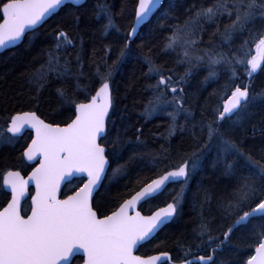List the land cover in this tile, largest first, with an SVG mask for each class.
<instances>
[{"label":"snow or ice","instance_id":"1","mask_svg":"<svg viewBox=\"0 0 264 264\" xmlns=\"http://www.w3.org/2000/svg\"><path fill=\"white\" fill-rule=\"evenodd\" d=\"M66 2L80 4L81 0H0V48L21 41L29 30L41 25ZM162 6V0H137L131 29L121 34L116 21L120 13H113L106 0H97L94 16L97 21H103L101 30L106 36H114V43L104 45L100 57L93 50L88 60L89 67L95 66L94 76L99 78L94 94L86 96V102L69 101L75 108L74 118L63 127L47 124L31 111L10 116L7 132L13 137L25 126L34 129L35 136L23 157L27 161L38 158L39 164L27 179L20 171L9 170L3 175V187L10 189L11 199L0 209V264H64L77 250L83 251L84 264H159L162 258L170 260L167 252L138 256L134 250L179 215L183 189L173 202L151 215L144 216L139 211L131 215L130 210L134 211L139 202L153 198L169 182L182 180L187 187L194 174L203 170L205 160L212 153L215 154L212 167L222 168L224 175L235 180L231 191L221 195L218 201L224 216L235 219L227 224L226 230L224 225L213 229L210 221L202 219L194 230L193 239L180 245L186 249L180 264H264V224L253 226L254 231L259 229L255 233L259 242L255 254L248 256L246 261L225 259L221 255L229 252L238 256L239 249L229 244L232 235L247 228L257 216L264 220V148L258 156L253 155V149L246 147L248 129L245 127L250 109L257 102L264 106V90L254 93L251 85L253 74L264 70V0H210L207 6L193 5L186 10L187 19L183 24L171 26V35L165 38V51L176 53L177 63L187 65L176 78L174 74L165 75L150 55H144L148 65L145 77L156 78L155 83L146 85L152 96L144 105V115L163 112L170 119L169 136L187 133L192 140V151L182 154L178 163L167 166L171 170H164L150 182L138 179L136 186H143L110 214L101 216L92 206L94 194L104 186L112 160L120 161L128 147L134 149L128 160L112 168L110 183L127 176L129 163L137 156L141 159L145 156L138 151L141 146H146L139 128L135 129V145L124 138L126 131L121 133L119 130L108 147L98 140L106 137L109 123H115L110 118V109L115 106L112 74L132 55L131 44L138 36V26ZM177 6V0H169L171 9ZM164 15L168 16V13ZM224 19L228 23L221 30L218 21ZM212 24H216L212 36H219L220 44L216 45L210 39L209 47L198 48L202 40L195 37L205 26ZM245 34L246 38L232 47L235 40ZM54 38L55 44L48 51L47 60L26 74L30 83L37 85V92L45 86L50 74L64 77L71 73V61L63 58L61 63L59 53L75 44L68 32L59 26L54 29ZM117 45L119 52L109 64ZM249 45H254L255 55H251ZM75 63L79 81L84 75V59L79 53ZM201 65L208 70L205 81L218 79L222 72L227 79L222 88L208 98H216L215 107H210L206 101L197 120L193 108L185 104V88L181 85L187 84ZM102 66L106 71L101 72ZM240 68L245 70L249 83H235ZM77 90L87 91L88 86L77 83ZM56 91L61 97L68 95L64 88ZM169 108L171 111H166ZM181 116L183 123L179 119ZM251 130L255 135L257 126L253 124ZM259 132L264 137V127H260ZM11 138L0 134V144ZM161 151L163 155L159 159L167 160L168 150L162 147ZM157 160V156H152L153 167ZM75 174H86L83 185L64 199L58 198L61 181ZM32 182L35 183V194L31 196V210L22 214V199ZM197 252L204 254L197 255Z\"/></svg>","mask_w":264,"mask_h":264},{"label":"trees","instance_id":"2","mask_svg":"<svg viewBox=\"0 0 264 264\" xmlns=\"http://www.w3.org/2000/svg\"><path fill=\"white\" fill-rule=\"evenodd\" d=\"M106 2L110 5L113 13H120L116 16V21L121 27V34L130 30L137 0H106ZM209 2L210 0H177L178 6L171 9L169 0H164L163 6L146 24L140 27L137 38L131 44L132 55L120 65L118 70L113 72L111 80L115 106L110 110V118L115 123H109V131L106 137L101 139V144L106 147L111 145L112 138L119 130L121 133L126 131L124 138L131 140L135 145V129L139 128L142 130L141 139L145 141L146 146H141L138 149L145 153L143 159L137 156L129 163L128 175L110 183L112 168H115L117 163H124L128 160L134 149L128 147L123 152V158L120 161H111V167L103 182L104 186L94 194L92 202L93 208L99 215L111 212L120 202L142 186V184L136 186L138 179H142L146 183L160 172L168 169V165L178 163L182 154L192 151V140L187 133L182 135L177 132L175 135L169 136L170 119L163 112L148 117L144 115V105L152 96V92L146 89V85L155 83L156 78L149 80L145 77L148 65L144 62L143 57L150 55L154 63L163 68L165 75L174 74V78H176L182 74L185 69L181 73L180 69L184 64L177 63L176 53L165 51V38L171 35V26L183 24L187 19L186 10L192 8L193 5L196 7L207 6ZM96 4L97 0H86L79 6L65 4L41 26L27 33L19 45L0 53V132L5 133V126L11 115L23 111H35L42 119L52 124H66L70 118L74 117V105L69 101L74 99L76 102H85L86 96L90 97L94 94L95 88L99 86V78L94 76L95 66L89 67L88 60L92 56L93 50H95L96 56L100 57L103 55L104 45L114 43V36H106L102 32L100 25L103 21H97L94 16ZM192 10L195 11L194 8ZM166 12L168 16L164 15ZM218 23L222 30L228 20L224 19ZM58 26L68 32L75 44V47H67L59 53L62 57L61 63L64 62L63 58L71 61V73L64 77H58L55 73L50 74L45 86L37 92V85L30 83L26 74L31 73L33 69L38 68L47 60V53L53 49L55 44L54 29ZM215 30L216 24H212L205 26L202 33L198 32L195 38L202 40L198 44V48L209 47L210 39L214 44L219 41V36H212ZM246 35L238 37L232 47L239 45ZM120 43L122 45L123 42ZM142 44L144 47H138ZM251 46L249 45V47ZM149 50L151 51L149 52ZM225 50L227 49L225 48ZM118 52L119 45L114 47L108 60L109 64L116 59ZM77 53L84 59V75L79 78V81L76 78L75 56ZM104 71L106 69L102 66L101 72ZM207 71V68L202 65V69L194 71L187 84L181 85L185 88V104L193 108L197 120L200 119L201 106L206 101L210 107H215L216 98L214 96L211 99L208 98L214 91L221 89L227 79V76L222 72L218 79L205 81L204 77L207 75ZM237 75L239 78L235 83L246 84L247 77L243 68L238 71ZM77 83L88 86V90L78 91ZM251 85L254 93L264 90V70H258L253 75ZM58 88L66 89L67 97L59 96L56 91ZM250 113L248 123L245 125L248 129L246 147L252 148L253 155L258 156L260 149L264 148V137L259 132V128L264 127V124L261 123L264 121V106L257 102L250 109ZM179 119L183 123V116ZM253 124L258 129L255 135L251 130ZM30 135V132H25L22 136L14 138L10 144L3 143L0 146V206L5 203L8 197L1 182L3 172L6 169H15L20 172L28 169L22 152ZM162 147L169 152L167 160L159 159L163 155ZM109 151H111L110 148ZM149 153L151 155H148ZM214 155L212 153L207 157L203 170L194 174L187 187L183 183L171 184L140 205V211L147 214L172 200L171 192L174 189H183L179 215L158 231L152 239L139 247L140 255L167 251L171 254L172 263L164 264H180L186 250L180 245L181 243L186 245L193 239L194 230L197 229L202 219L210 221L213 229L224 225V230H226L227 224L235 219V217L226 218L218 202L221 195L231 191L235 180L224 175L222 168L212 167ZM152 156L158 157L155 167H153ZM81 182L82 180L75 179L70 186L76 188ZM205 193L208 196L207 200H205ZM244 210L247 211L248 208ZM260 224H264V220L257 216L247 228H241L232 235L229 244L239 249L238 256L234 257L229 252L221 255L225 259L246 261L259 242L258 236L255 234L259 229L256 228L254 231L253 226ZM201 253L203 254V252ZM71 264H76V258Z\"/></svg>","mask_w":264,"mask_h":264},{"label":"water","instance_id":"3","mask_svg":"<svg viewBox=\"0 0 264 264\" xmlns=\"http://www.w3.org/2000/svg\"><path fill=\"white\" fill-rule=\"evenodd\" d=\"M86 0H81V3L80 4H73V3H71V2H66L65 4H71V5H75V6H79V5H81L82 3H84ZM162 2H163V0H162ZM65 4H63L62 6H64ZM61 6V7H62ZM58 11V9L56 10V12ZM155 11H157V9L155 10ZM154 11V12H155ZM55 12V13H56ZM153 12V13H154ZM55 13H53V14H55ZM152 13V14H153ZM52 14V15H53ZM152 14L143 22V23H141L139 26H138V30H139V28L152 16ZM51 15V16H52ZM50 17V16H49ZM48 17V18H49ZM48 18H46V20L48 19ZM45 20V21H46ZM134 20H135V18H134ZM37 27H39V26H37ZM36 27V28H37ZM30 31H32V30H29L28 32H30ZM27 32V33H28ZM24 38V37H23ZM23 38H22V40H23ZM21 40V41H22ZM21 41H18V42H16L15 44H10L9 46H7V47H5V48H0V53H2L3 51H5V50H7V49H9V48H12V47H15L16 45H18V44H20L21 43ZM86 102V101H85ZM26 112H29V111H26ZM31 112H35V111H31ZM74 112H75V108H74ZM36 113V112H35ZM16 114V113H15ZM15 114H13V115H15ZM36 115H37V113H36ZM38 116V115H37ZM40 119H42L40 116H38ZM74 118V117H73ZM42 120H44V119H42ZM9 122V121H8ZM44 122L45 123H47V124H52V123H49V122H46L45 120H44ZM70 122V121H69ZM53 125H57V124H53ZM59 126H61V127H63V126H65V124H63V125H60V124H58ZM7 127H8V123H7ZM7 127H6V129H5V131L7 132ZM26 131H30L31 132V139H30V141H29V143L27 144V146L23 149V152H22V155H23V153H24V151H25V149L28 147V145L31 143V141H32V139H33V137L35 136V131H34V129H32L30 126H25V128L22 130V132L21 133H19V134H17L16 136H21L23 133H25ZM8 133V132H7ZM8 134H10L11 136H12V134L11 133H8ZM101 140V139H100ZM100 140H98V142L100 143ZM23 159L25 160V162H27V163H29V164H33V163H35V166L33 167V168H35V167H37V165L39 164V159L37 158L36 160H34V161H27L26 160V158H24L23 157ZM32 168V169H33ZM32 169L28 172V173H26L25 175H23L22 173H21V175L25 178V179H27L28 178V176H29V174L31 173V171H32ZM9 171V170H8ZM11 171H18V170H11ZM4 175V174H3ZM3 175H2V186H3ZM74 178H84V181L82 182V184L79 186V187H81L82 185H83V183L85 182V180H86V174H75V175H72V176H68V177H66L64 180H62L61 181V185H60V190H59V192H58V198H60V193H61V191H62V188H63V186L66 184V183H68L69 181H71L72 179H74ZM157 178V177H156ZM155 179V178H154ZM151 181V180H150ZM150 181H148V182H150ZM178 181H180V180H178ZM176 182V181H175ZM169 183H173V182H169ZM169 183H167V184H169ZM166 184V185H167ZM78 187V188H79ZM142 187V186H141ZM166 186H164L163 188H162V190L165 188ZM3 189H4V187H3ZM5 190V189H4ZM30 190H32V194L30 195V197H29V201H30V206H31V196L32 195H34L35 194V183L34 182H32V183H30L29 184V186H28V191H27V193L25 194V196H24V198L22 199V203H23V201L28 197V195H29V191ZM76 190V189H75ZM74 190V191H75ZM139 190V189H138ZM138 190H136V191H138ZM161 190V191H162ZM8 194H9V198H8V200L9 199H11V191H10V189H8V190H5ZM73 191V192H74ZM160 191V192H161ZM159 192V193H160ZM72 194V193H71ZM135 194V192L132 194V195H134ZM155 195H157V194H155ZM154 195V196H155ZM131 198V196H129L128 198H126V199H130ZM125 200V199H124ZM145 201V200H144ZM144 201H141V202H139L138 204H137V206H136V208H135V210L133 211V210H130V213L129 214H131V215H134L135 214V211H139L140 213H141V215H144V216H148V215H151L152 214V212H154V211H156L157 209H155V210H153L152 212H150L149 214H143L140 210H139V206L141 205V203H143ZM8 202V201H7ZM7 202H6V204H7ZM92 202H93V200H92ZM121 203H123V201L122 202H120V204ZM170 203V202H169ZM6 204L4 205V206H6ZM119 204V205H120ZM119 205L116 207V208H118L119 207ZM167 205V204H166ZM166 205H162V206H160L159 208H162V207H165ZM3 206V207H4ZM93 206V205H92ZM2 207V208H3ZM2 208H0V209H2ZM30 210H31V208H30ZM30 210H29V212L28 213H30ZM95 210V209H94ZM115 210V209H114ZM110 214V213H109ZM170 222V221H169ZM169 222H167V223H169ZM166 223V224H167ZM165 224V225H166ZM165 225H163L158 231H160ZM158 231L154 234V236L158 233ZM144 243H146V242H144ZM144 243H142V244H144ZM141 244V245H142ZM139 246L140 245H138L137 246V248L134 250V254L135 255H138V256H142V255H139V254H137V250H138V248H139ZM160 253H162V252H159V253H153V254H150V255H147V256H151V255H159ZM253 254H255V249H254V251H253V253H252V255ZM74 256H81L82 257V259H83V262L81 263V264H84V254H83V251L82 250H77V251H74L71 255H70V257L68 258V260L66 261V262H64V264H69L70 263V261H71V259L74 257ZM170 256V255H169ZM167 260H169L168 258H162V260L159 262V264H161V263H163V262H165V261H167Z\"/></svg>","mask_w":264,"mask_h":264},{"label":"bare ground","instance_id":"4","mask_svg":"<svg viewBox=\"0 0 264 264\" xmlns=\"http://www.w3.org/2000/svg\"><path fill=\"white\" fill-rule=\"evenodd\" d=\"M136 3H137V2H136ZM163 3H164V0H163L162 4H163ZM82 4H83V3H82ZM73 6H75V5H73ZM60 8H61V7H60ZM60 8H59V9H60ZM159 8H160V7H159ZM159 8L157 9V11L159 10ZM59 9H58V10H59ZM157 11H155V12L152 14V16H153ZM57 12H58V11H57ZM57 12H56V13H57ZM152 16H151V17H152ZM50 17H51V16H50ZM50 17H49V18H50ZM151 17H150V18H151ZM134 18H135V12H134V17H133V22H134ZM150 18H149L144 24H146V23L150 20ZM42 24H43V23H42ZM42 24H41V25H42ZM132 24H133V23H132ZM144 24H143V25H144ZM41 25H39V26H41ZM37 28H38V27H37ZM35 29H36V28H35ZM35 29H34V30H35ZM130 29H131V28H130ZM139 29H140V28H139ZM138 32H139V30H138ZM219 44H220V38H219V41L216 42V45H219ZM18 45H19V44H18ZM16 46H17V45H16ZM250 48H251V55H255L256 53H255V47H254V45H252ZM177 51H179V50H177ZM186 67H187V65L184 64V65L181 67V69H180V73H181V71L184 70ZM199 69H202V65L200 66ZM241 69H242V68H240L239 70L241 71ZM254 74H255V73H254ZM254 74H253V75H254ZM246 77H247V81H246V84H247V83L250 82V79H249V77L247 76V74H246ZM240 78H241V77H240ZM110 110H111V109H110ZM23 112H26V111H23ZM17 113H18V112H17ZM22 135H23V134H22ZM22 135H21V136H22ZM9 136H10V135H9ZM10 137H12V138H18L17 136H16V137L10 136ZM30 139H31V135H30V137H29L27 143L25 144L24 148L27 146V144L29 143ZM13 140H14V139H13ZM13 140L11 139V140H9L8 142H5V143L10 144L11 142H13ZM5 143H4V144H5ZM8 170H12V169H6V170L3 172V174H4L6 171H8ZM13 170H15V169H13ZM166 170H171V169L168 168V169H166ZM3 174H2V175H3ZM159 174H163V171L160 172ZM156 177H157V175H156L155 177L151 178V179H154V178H156ZM151 179H150V180H151ZM150 180H149V181H150ZM1 182H2V180H1ZM147 182H148V181H147ZM147 182H146V183H147ZM177 183H182V180H180V181H176V182H173V183H169V184L166 185L165 188H167V187H168L169 185H171V184H177ZM142 186H143V185H142ZM140 187H141V186H140ZM140 187H139V188H140ZM139 188H138V189H139ZM138 189H137V190H138ZM181 190H182L181 188L174 189V190L171 192V194H172V198L177 197L178 194L181 193ZM158 194H159V193H158ZM169 202H173V199L167 201V202H166L165 204H163V205H166V204L169 203ZM159 207H160V206H159ZM159 207H157V208H159ZM253 207H254V206H253ZM157 208H155V209H157ZM148 213H149V212H148ZM174 218H175V217H174ZM174 218H173V219H174ZM173 219H172V220H173ZM172 220H170V222H171ZM170 222H169V223H170ZM169 223H167V224H169ZM162 252H163V251H162ZM164 252H167V251H164ZM156 253H159V252H156ZM167 253H169V252H167ZM196 254H197V255H202L201 252H197ZM203 254H204V253H203ZM169 255H170V257H171V254H170V253H169ZM189 259H191V258H189ZM164 263H172V261H171V259H170V260H167V261H165V262H163V263H161V264H164Z\"/></svg>","mask_w":264,"mask_h":264},{"label":"flooded vegetation","instance_id":"5","mask_svg":"<svg viewBox=\"0 0 264 264\" xmlns=\"http://www.w3.org/2000/svg\"><path fill=\"white\" fill-rule=\"evenodd\" d=\"M26 132H29V131H26ZM31 133V132H30ZM24 134V133H23ZM16 137V136H15ZM20 137V136H19ZM101 141V140H100ZM101 143V142H100ZM24 162H25V160H24ZM26 164H27V167H28V169L26 170V171H24V172H21L23 175H25L26 173H28L34 166H35V163H33V164H29V163H27V162H25ZM75 179H72L71 181H69L68 183H66L64 186H63V188H62V191H61V193H60V199H64L67 195H70L76 188H74V186H70L71 185V183L74 181ZM80 180H82V179H80ZM3 187V186H2ZM165 189V188H164ZM163 189V190H164ZM4 190V189H3ZM162 190V191H163ZM5 191V190H4ZM6 192V191H5ZM8 194V193H7ZM32 194V190H30L29 191V195H28V197L23 201V203H22V214H25V213H28L29 212V210H30V201H29V197H30V195ZM8 198H9V194H8V197H7V199H6V201H5V203L2 205V206H0V208H2L5 204H6V202L8 201ZM162 206V205H161ZM114 210V209H113ZM110 213V212H109ZM108 214V213H107ZM107 214H104V215H107ZM101 216H103V215H101ZM153 254V253H152ZM150 255V254H149ZM74 258H76V264H81L82 262H83V259H82V257L81 256H74L72 259H71V261H70V263L69 264H71L72 263V261H73V259Z\"/></svg>","mask_w":264,"mask_h":264},{"label":"rangeland","instance_id":"6","mask_svg":"<svg viewBox=\"0 0 264 264\" xmlns=\"http://www.w3.org/2000/svg\"><path fill=\"white\" fill-rule=\"evenodd\" d=\"M166 111H171V109L169 108V109H167ZM159 113V112H158ZM161 113V112H160ZM156 114V113H155ZM155 114H153V115H155ZM152 115V116H153ZM165 115V114H164ZM166 116V115H165ZM0 134H3V136L4 137H10L9 135H7V134H5V133H3L2 131L0 132ZM12 140L14 139V138H11ZM3 144V143H2ZM2 144H0V146L2 145Z\"/></svg>","mask_w":264,"mask_h":264}]
</instances>
